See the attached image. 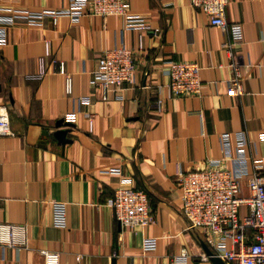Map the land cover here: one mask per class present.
Instances as JSON below:
<instances>
[{"label":"crops","instance_id":"obj_1","mask_svg":"<svg viewBox=\"0 0 264 264\" xmlns=\"http://www.w3.org/2000/svg\"><path fill=\"white\" fill-rule=\"evenodd\" d=\"M130 13L143 16L149 32L124 30L122 17L86 16L54 27L18 23L0 48V115L7 114L15 136H0V223L25 224L27 248L0 246V264H44L41 250L60 254V264H171L188 249L199 264L205 238L191 230L181 207L176 173L206 167L222 155L220 135L246 131L252 163L264 167V0H231L229 23H241L244 45L236 49L245 95H228L232 70L223 49L227 38L189 0H127ZM69 0H0V9L60 10ZM133 50L135 81L122 99L103 100L91 84L106 50ZM43 58L45 75L39 74ZM201 68L200 94L173 98L165 73L168 61ZM65 64L74 93H65ZM165 105L158 111V88ZM81 97L85 105H76ZM78 111L76 124L64 116ZM201 111L202 117L190 116ZM64 121V125L57 124ZM91 122V125H90ZM67 131V143L56 133ZM251 169H252V165ZM231 168V165L228 166ZM119 169L150 197L155 223L122 228L110 206ZM242 197H249L246 180ZM52 202L68 204V228L53 225ZM145 239L156 249L144 251Z\"/></svg>","mask_w":264,"mask_h":264},{"label":"built area","instance_id":"obj_2","mask_svg":"<svg viewBox=\"0 0 264 264\" xmlns=\"http://www.w3.org/2000/svg\"><path fill=\"white\" fill-rule=\"evenodd\" d=\"M195 10L205 14L211 26L220 29L227 40L223 49L229 57L228 67L232 77L228 81V95H245L242 83L241 64L236 49L245 43L243 24L229 23L226 16L231 0H189ZM86 16L122 17L124 30L139 33V49H143L142 37L149 32V25L143 16L130 13L127 0H69L66 8L60 10L28 11L15 8L0 9V48L9 43V27L24 23L29 27H43L51 20L56 27L60 20L68 19L72 24H80ZM43 58L40 72L30 76V80H41L45 75ZM165 73L170 82L168 88L173 98L200 94L201 68L190 61L171 60L165 64ZM57 71L65 78V93L72 97L73 78L66 75L65 64L59 63ZM137 61L133 50L117 47L106 50L92 73L91 84L103 91V100L111 97L122 99V90L135 81ZM156 100L158 111H162L165 99L162 88H158ZM81 106L90 102L89 98L76 100ZM190 116L202 117L201 111H191ZM78 111L64 116L68 124H76ZM91 125V122H90ZM0 136H15L7 114L0 115ZM221 157L211 160L206 167L198 170L176 173L181 192L182 213L188 221L189 229L204 235L206 245L213 258L224 264H264V167L252 163L251 142L246 131L223 133L220 135ZM264 140V134L261 135ZM231 165V168L228 166ZM252 165V169L251 166ZM107 173L119 176L110 206L115 220L122 228L147 227L155 223V215L148 194L138 189L134 180L122 175L121 170L112 169ZM246 180L249 197H242V183ZM53 225L59 229L68 228V204L52 202ZM29 228L25 224L0 223V246L27 248ZM144 251L156 249L155 239H145ZM44 264H60V254L41 250ZM212 257L201 255L199 264H212ZM192 256L183 249L171 264H190Z\"/></svg>","mask_w":264,"mask_h":264},{"label":"water","instance_id":"obj_3","mask_svg":"<svg viewBox=\"0 0 264 264\" xmlns=\"http://www.w3.org/2000/svg\"><path fill=\"white\" fill-rule=\"evenodd\" d=\"M64 125V121H60L57 126L58 127H61ZM65 126H70V124H65ZM66 134H67V131H58L56 133V137L57 139L61 142V143H67V140H66ZM203 249H204V253L208 256V257H212L211 258V262L212 264H224L220 259H217V258H213V253L212 251L210 250V248L206 245V244H203Z\"/></svg>","mask_w":264,"mask_h":264}]
</instances>
